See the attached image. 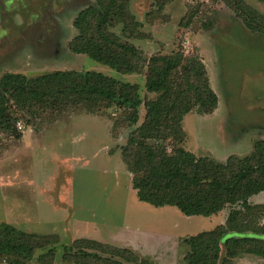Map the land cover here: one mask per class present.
Masks as SVG:
<instances>
[{
    "label": "rangeland",
    "instance_id": "374dc122",
    "mask_svg": "<svg viewBox=\"0 0 264 264\" xmlns=\"http://www.w3.org/2000/svg\"><path fill=\"white\" fill-rule=\"evenodd\" d=\"M245 3L264 15V0H166L163 6L156 0L130 2L141 33L133 41L143 55L179 48L188 57L202 58L218 105L209 114L194 106L183 116L186 139L181 143L215 161L245 157L264 138V33L251 32L243 22ZM96 5L97 0H0V77L8 71L33 77L56 69L98 70L136 83L142 99L154 98L156 94L145 89L143 72L119 75L71 49L70 41L78 34L77 16ZM58 114L63 117L56 121ZM130 114L131 107L117 101L43 98L33 100L30 111L18 117V139L0 130V222L38 235L57 234V242L36 247L27 264H45L39 256L48 261L50 250L51 264H82L65 260L63 254L65 248L74 254L92 251L87 241L73 245L87 236L122 249L131 242L144 264H184L188 244L183 238L226 222L231 205L209 216L186 215L171 205L153 206L138 199L122 146L128 134L139 133L144 104L135 124ZM164 129L162 134H174ZM167 136L148 141L160 142L172 153L180 142ZM248 203L258 206L253 220L263 225L264 189L250 195ZM233 207L249 210L241 201ZM127 254L113 258L137 264L126 259ZM0 261L11 264L5 256ZM232 261L264 264V256L245 251Z\"/></svg>",
    "mask_w": 264,
    "mask_h": 264
},
{
    "label": "trees",
    "instance_id": "16d2710c",
    "mask_svg": "<svg viewBox=\"0 0 264 264\" xmlns=\"http://www.w3.org/2000/svg\"><path fill=\"white\" fill-rule=\"evenodd\" d=\"M130 1L97 0L98 6L81 10L75 20L78 34L70 41V47L106 64L119 75L143 72L145 89L156 94L154 98L144 100L136 83L98 70L56 69L33 77L8 71L0 77V130L18 139L21 132L16 121L30 111L35 99L75 100L80 96L92 97L97 102L117 101L131 107L130 122L134 124L143 103L146 114L137 127L139 133L128 134L127 143L122 146L127 169L134 175L131 184L138 199L154 206L171 205L186 215L209 216L227 205L232 206L225 223L183 238L188 244L184 264H232V259L245 251L264 256V224L255 223L258 206L248 203L250 195L264 189V138L256 142L249 155L229 156L222 162L186 149L185 143H181L186 139L180 124L183 116L194 106L202 113H211L218 105V95L198 55L188 57L179 48L170 54L143 55L142 48L133 41L141 33ZM165 1L156 0L160 6ZM244 8L245 25L251 32L264 33V15L246 3ZM116 26L120 27L119 32L114 30ZM176 34L180 36L182 31L177 30ZM164 128L174 134H162ZM167 135L180 142L172 153L160 142L148 141L161 140ZM239 201L248 205L249 210H236L233 204ZM56 235H38L0 222V257L5 256L11 264H27L34 249L57 242ZM85 241L91 243L93 252L78 248L80 252L74 254L65 248L63 258L82 264H129L113 258L128 251L126 259L144 264L134 254L138 251L130 247L122 249L90 238L75 239L73 245L80 247ZM99 250L110 255L102 256ZM49 252L48 261L42 255L39 261L51 264L53 251ZM85 256L89 258L86 260ZM148 264L154 263L148 261Z\"/></svg>",
    "mask_w": 264,
    "mask_h": 264
},
{
    "label": "crops",
    "instance_id": "0c3cea01",
    "mask_svg": "<svg viewBox=\"0 0 264 264\" xmlns=\"http://www.w3.org/2000/svg\"><path fill=\"white\" fill-rule=\"evenodd\" d=\"M130 2H131V1H130ZM73 115H74V114H70V118H71ZM56 116H57V117L54 119V120H56V121H57L58 119H61V118L63 117V116H61L60 114H58V115H56ZM64 117H65V116H64ZM32 131H34V130H32ZM139 200H140V199H139ZM140 201H142V200H140ZM151 205H152V204H151ZM153 206H154V205H153ZM159 207H160V206H159ZM171 207H174V206H171ZM171 207L167 206L166 209H169V208H171ZM175 208H176V207H175ZM219 223H220V222H219ZM210 228H212V227H210ZM210 228H208V229H210ZM140 229H141V228H140ZM203 230H204V229H203ZM87 237H88V238H93V239H95V237H92V236H90V237L87 236ZM97 239L100 240L99 238L96 237V240H97ZM101 241H106V240H102V239H101ZM136 241H137V239H136ZM125 246H126V247H130V248H132V249H134V250H136V251L138 250V248L136 249V246H135L134 244L132 245L131 242H130V243H127ZM139 253H140V252H139ZM0 263H3V262L0 261ZM6 264H7V263H6Z\"/></svg>",
    "mask_w": 264,
    "mask_h": 264
},
{
    "label": "built area",
    "instance_id": "2783aa9c",
    "mask_svg": "<svg viewBox=\"0 0 264 264\" xmlns=\"http://www.w3.org/2000/svg\"><path fill=\"white\" fill-rule=\"evenodd\" d=\"M17 126H18V128H21V124H20V122H18Z\"/></svg>",
    "mask_w": 264,
    "mask_h": 264
}]
</instances>
